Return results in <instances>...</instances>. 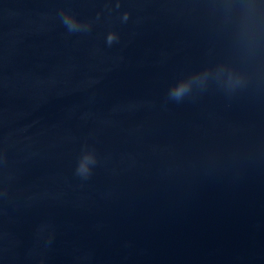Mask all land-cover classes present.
<instances>
[{
    "label": "water",
    "instance_id": "water-1",
    "mask_svg": "<svg viewBox=\"0 0 264 264\" xmlns=\"http://www.w3.org/2000/svg\"><path fill=\"white\" fill-rule=\"evenodd\" d=\"M0 264H264V0H0Z\"/></svg>",
    "mask_w": 264,
    "mask_h": 264
}]
</instances>
